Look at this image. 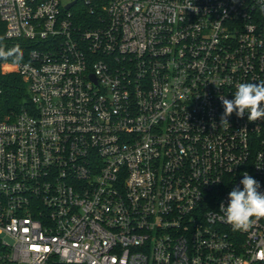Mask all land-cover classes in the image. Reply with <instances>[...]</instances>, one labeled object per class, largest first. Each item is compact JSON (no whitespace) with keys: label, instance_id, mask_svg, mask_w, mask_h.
<instances>
[{"label":"built area","instance_id":"obj_1","mask_svg":"<svg viewBox=\"0 0 264 264\" xmlns=\"http://www.w3.org/2000/svg\"><path fill=\"white\" fill-rule=\"evenodd\" d=\"M0 18L32 102L0 121V264H264V217L219 210L245 172L264 193V119L221 125L219 98L264 80V0H0Z\"/></svg>","mask_w":264,"mask_h":264},{"label":"clouds","instance_id":"obj_2","mask_svg":"<svg viewBox=\"0 0 264 264\" xmlns=\"http://www.w3.org/2000/svg\"><path fill=\"white\" fill-rule=\"evenodd\" d=\"M193 10L197 11V9ZM2 54L0 52V55ZM233 96L232 100L224 96L219 97L224 107L221 125L228 124L227 118L234 112L240 118H243L247 112L249 122L264 119V80L258 83H239ZM240 183L243 189L234 188L230 191L227 206L222 202L219 210L224 213L226 222L234 229L247 230L255 219L264 217V193L259 191L260 183L247 172L243 174Z\"/></svg>","mask_w":264,"mask_h":264},{"label":"trees","instance_id":"obj_3","mask_svg":"<svg viewBox=\"0 0 264 264\" xmlns=\"http://www.w3.org/2000/svg\"><path fill=\"white\" fill-rule=\"evenodd\" d=\"M82 8L75 10L79 15L76 19L80 22ZM76 15V16H77ZM6 25L0 18V121L13 117L24 109H31L32 102L28 85L18 73L4 74L3 65L13 59L15 62L29 61L30 48L24 41H9L5 37Z\"/></svg>","mask_w":264,"mask_h":264},{"label":"rangeland","instance_id":"obj_4","mask_svg":"<svg viewBox=\"0 0 264 264\" xmlns=\"http://www.w3.org/2000/svg\"><path fill=\"white\" fill-rule=\"evenodd\" d=\"M70 1H72V0H64L65 3H69ZM79 8H82L81 10L84 11V8L81 7V5L77 7V9H79ZM19 64H21V63L20 62H15L14 58L6 61V63L3 65L4 74L17 73L16 69L19 66Z\"/></svg>","mask_w":264,"mask_h":264},{"label":"water","instance_id":"obj_5","mask_svg":"<svg viewBox=\"0 0 264 264\" xmlns=\"http://www.w3.org/2000/svg\"><path fill=\"white\" fill-rule=\"evenodd\" d=\"M75 4H76V2H73L72 4H70V5L67 7V9L72 8Z\"/></svg>","mask_w":264,"mask_h":264}]
</instances>
